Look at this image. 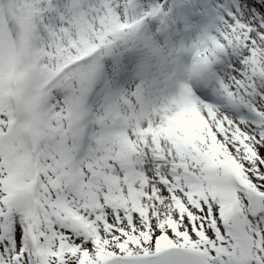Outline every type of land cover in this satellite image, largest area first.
Instances as JSON below:
<instances>
[{
  "label": "snow or ice",
  "instance_id": "1",
  "mask_svg": "<svg viewBox=\"0 0 264 264\" xmlns=\"http://www.w3.org/2000/svg\"><path fill=\"white\" fill-rule=\"evenodd\" d=\"M0 264H264V0H0Z\"/></svg>",
  "mask_w": 264,
  "mask_h": 264
}]
</instances>
